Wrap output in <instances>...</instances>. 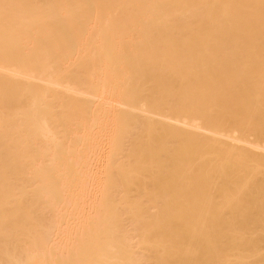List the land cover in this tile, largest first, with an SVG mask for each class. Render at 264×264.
<instances>
[{
	"label": "bare ground",
	"instance_id": "1",
	"mask_svg": "<svg viewBox=\"0 0 264 264\" xmlns=\"http://www.w3.org/2000/svg\"><path fill=\"white\" fill-rule=\"evenodd\" d=\"M0 264H264V0H0Z\"/></svg>",
	"mask_w": 264,
	"mask_h": 264
}]
</instances>
